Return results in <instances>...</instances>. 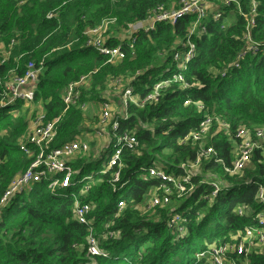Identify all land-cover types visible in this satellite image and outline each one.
<instances>
[{
	"label": "trees",
	"instance_id": "trees-1",
	"mask_svg": "<svg viewBox=\"0 0 264 264\" xmlns=\"http://www.w3.org/2000/svg\"><path fill=\"white\" fill-rule=\"evenodd\" d=\"M179 1L0 0V79L24 76L29 63L43 64L34 104H43L46 122L58 119L55 147L84 132L82 111L72 108L65 112L61 99L67 87L83 77H88L89 87L96 91L105 87L110 76L130 74L133 78L129 86L139 102L156 83L171 79L172 74H182L184 83L190 86L180 89L182 83L175 82L162 91L157 103L143 107L129 104L125 119L116 118L119 127L115 131L109 127L108 134L122 137L129 133L138 142V146L122 149V168L116 183L117 166L102 172L101 166L111 155L102 148V160L94 163L97 156L89 153L73 163L78 171L74 181L92 174L94 184L86 195L79 193L82 184L53 192L47 183H39L13 198L0 223V264H208L198 258L200 253L230 242L231 234L254 223V215L264 211V203L256 198L259 187H264L262 148L255 150L240 179L229 178L215 160L204 164L205 169L220 174L219 180L227 185L216 197H212L209 183L190 175L186 187L193 185L194 190L175 211L155 208L151 209L153 216L140 212L139 206L152 190L168 184L149 176L148 167L157 164L169 174L188 176L181 165L195 163L198 148L184 140L206 115L228 123L233 134L241 126H264V53L239 59L245 46L246 22L236 6L222 7L224 16L216 22L211 18L203 21L207 35L191 37L197 52L185 70L179 69L174 56L176 51L185 50L194 22L191 18L175 25L158 23L155 30L140 31L133 51L112 37L108 45L123 44L126 54L120 65L108 64L107 56L87 46L85 33L106 19L116 18V26L123 30L145 21L156 7H171ZM239 1L242 10L248 12L252 0ZM255 1L253 39L264 43V0ZM2 47L5 56L1 55ZM1 59L5 60L3 64ZM167 68L169 74L160 78L157 72ZM83 95L82 90L79 106L85 105ZM188 99L192 104L185 106ZM195 103H203L207 111L198 112ZM12 108L0 107V133H5L0 138V202L15 177L31 164L17 145L27 135L29 123L24 115L16 117ZM218 136L209 145L230 167L235 148L227 137ZM92 164H96L94 170ZM75 199L80 205L95 206L88 217L89 225L74 219ZM121 201L125 206L118 210ZM176 213L183 223L170 225ZM88 235L96 239L100 250L95 257L88 255ZM234 262L264 264V254L235 257Z\"/></svg>",
	"mask_w": 264,
	"mask_h": 264
},
{
	"label": "built area",
	"instance_id": "built-area-1",
	"mask_svg": "<svg viewBox=\"0 0 264 264\" xmlns=\"http://www.w3.org/2000/svg\"><path fill=\"white\" fill-rule=\"evenodd\" d=\"M217 3H219V5H217ZM232 6L237 7V12L244 17L246 22L243 34L245 46L239 54V59L244 61L248 56H256L259 53H264V43L255 41L252 34L256 25L255 16L258 6L255 0H252L251 8L248 9V12L242 10L239 0H180L178 5L172 9H168L166 6L161 5L153 9L145 21L130 24L127 29H123V36L114 38L118 40L119 43H125V45L133 51L136 35L140 31L148 32L155 30L158 23L175 25L176 22L181 19L191 18L194 22L189 30V40L184 44L185 50L183 52L180 50L176 51L174 56V61L178 63L179 69L185 70L189 62L196 56L197 52L196 45L191 40V37L195 36L201 38L203 35H207V30L203 25V21L207 18H211L213 22L218 21L224 16L221 12V8H230ZM116 24V18L106 19L102 24L85 33L87 46L99 52L101 55L107 56V63L113 66L120 65L126 58V54L123 51V44L111 47L108 45L109 41H106V35H108L110 27L116 26ZM178 45L179 42L174 45V49L177 48ZM4 62L5 60L1 59V63L3 64ZM42 71V63H40L39 66L35 65V63H29L24 76L18 77L12 75L8 78L5 77L0 79V107H13V113L15 114L18 107L24 108L25 106L37 105L34 104V98ZM169 72V68L163 70L160 78L164 74H169ZM216 73L217 71H214V74ZM87 78L88 77H83L78 82L72 83L61 95V99L66 107L65 112L72 108L81 110V107H83L79 106V101L82 95V87L89 82ZM170 78L171 79H162L160 82L156 83L153 86L152 92L140 102L138 97L133 94L134 88L127 86L124 90L126 111L123 115V119H125L127 115L129 104L143 107L145 104L157 103L162 95V91L170 87L172 83L181 82L182 85L180 89H187L190 87L188 84L184 83L182 74H172ZM9 79L10 81L6 82ZM115 80L118 85L123 83L121 77ZM190 104H192V101L189 99L184 102L185 106H189ZM41 106L43 107V104H41ZM194 106L198 112L207 111L203 103H195ZM41 113L44 114L32 120L27 135L18 143L19 149L31 159V164L25 173L15 177L2 198L0 202V223L3 221L5 207L9 202L18 195H23L31 191L36 184L47 183L48 187L53 192H58V190L65 191L70 187L76 188L82 184L79 191L81 195H86L94 184L92 174H88L89 176L86 178L84 177L79 182L73 180L74 175L78 173V171L74 169L73 163L80 155L84 156L91 153V137L81 133L75 140L64 143L60 147H55L53 143L56 136L55 126L58 119L52 122H46L45 111ZM118 119H112V108L109 103H105L101 109L99 136L108 133L110 126L107 125V122L110 120L113 121L111 126L115 131L117 127H119ZM213 128H215L216 135H223L233 143L232 145L235 151L234 159L230 167H227L223 160L220 159L219 152L208 144V136ZM109 136L111 137V141L108 146L103 148L109 152V155L111 153V155L110 157H106V161H104V165L101 167H103L102 172L115 166L118 167V172L115 173L113 179V182L116 183L120 177V170L122 168V149L124 147L133 148L134 146H138V142L135 136L129 133H125L122 137L116 134H109ZM260 141H264V126L257 129L241 126L237 128L233 134L228 123L220 118H213L206 115L198 128L191 132L184 140V143H189L198 148L196 162H188L181 165V168L188 173L187 177H178L169 174L157 164L147 168L149 169V176L163 179L168 182L167 185H162L160 188L152 190L150 194L151 197L148 196V203L146 205L148 210L167 208L172 205L175 198L183 199L186 195H190L194 190V186L190 185L189 188H187L186 183L190 181V175H192L191 169L201 167L210 161L215 160L219 163L224 173L229 178H242L244 171L251 163L255 150L262 149L258 145ZM101 153L102 151L97 154V159L94 163L98 160H102ZM211 186L213 188L212 197H216L223 189L227 188V185L223 183H217ZM256 198L259 202L264 203V187H259ZM143 205L139 206V209ZM124 206V202H119L117 206L118 210H122ZM94 208L95 206H91L89 203L80 205L75 199L74 219L80 224L89 225L91 222L88 217ZM239 214L243 215L244 213L240 210ZM181 222L183 223L182 217L176 213L170 220V225H176ZM183 232L184 230L182 233ZM108 235L112 238L113 234L109 233ZM93 238L94 237L90 235L88 239V243H91L88 249V255L91 257H95L100 253L97 241ZM253 254H264V211L256 213L254 215V223L244 227L238 235L231 234L230 243L213 246L208 252L200 254L198 258L206 260L208 264H237L234 262L235 257H249Z\"/></svg>",
	"mask_w": 264,
	"mask_h": 264
},
{
	"label": "rangeland",
	"instance_id": "rangeland-1",
	"mask_svg": "<svg viewBox=\"0 0 264 264\" xmlns=\"http://www.w3.org/2000/svg\"><path fill=\"white\" fill-rule=\"evenodd\" d=\"M179 3V2H178ZM177 4H174L171 7H166L168 9L175 8ZM219 5V3H217ZM109 37H121L123 36V30L120 29L117 26H111L109 33ZM106 35V41H111V38ZM1 55L5 56L6 51L5 48L2 47L1 49ZM9 56V55H8ZM162 58H159V60ZM161 72H157V75L161 76ZM123 83H120L119 85L117 84V81L115 80L116 77L110 76L106 82V85L102 89H98L96 91H92L91 88L89 87V82L87 85L82 87L83 90V99H84V104L85 106L81 107V111L84 116V122H83V129L84 132L83 134L89 135L91 138V154L96 155L102 151V148L105 146H108L109 142L111 141V137L109 134H104L102 136H99V126L101 122V109L105 103H109V105L112 108V119H116L118 117H121L125 113V99L123 96L124 90L127 86L130 85L132 82V76L130 74L123 75L122 77ZM10 79L6 82H9ZM94 92V93H93ZM92 93V94H91ZM98 95V96H97ZM103 100V101H102ZM105 101V102H104ZM43 107L41 106V103L37 105H31V106H25L24 108H19L15 112L16 117L24 115L26 117V120L29 123V127L32 123V120L36 117H40L43 112ZM211 113H214L211 111ZM113 121L110 120L107 122L108 126H111V123ZM247 127V126H243ZM250 129H257L259 128L256 126H251L247 127ZM29 131V130H28ZM5 133L1 132L0 133V138H4ZM219 139V136L215 134V128H213L208 136V144H210L212 141H215ZM19 143V142H18ZM16 143H14V146ZM18 145V144H17ZM258 145L264 149V141L258 142ZM95 158V157H94ZM96 164H92V169H95ZM192 175L201 177L204 179V182L209 183L210 185L221 183L219 178L221 177L220 174H216L215 172L205 169L204 165L201 167H197L194 169H191ZM89 176L88 174L85 176V178ZM151 194V193H150ZM149 194V196H150ZM159 194V193H158ZM160 195V194H159ZM151 197V196H150ZM175 197V196H174ZM149 198V197H148ZM148 198L147 201L144 203L142 207H140V212L143 214H147L150 216H153L155 212L153 210L148 211L147 208V203H148ZM180 201L182 199H177L175 198L173 200L172 205H170L167 209L169 211H175L176 208H178V205H180ZM89 235L87 237V240L89 239ZM95 241L96 239L93 238ZM91 243H88V248H90ZM213 247V246H212Z\"/></svg>",
	"mask_w": 264,
	"mask_h": 264
},
{
	"label": "bare ground",
	"instance_id": "bare-ground-1",
	"mask_svg": "<svg viewBox=\"0 0 264 264\" xmlns=\"http://www.w3.org/2000/svg\"><path fill=\"white\" fill-rule=\"evenodd\" d=\"M124 95H125V93H123V96H124ZM81 106H85V105H81ZM100 124H101V122H100ZM112 124H113V122L111 123V125H112ZM238 234H239V232L237 233V235H238ZM115 236H116V235H115ZM228 243H230V242H228ZM203 253H204V252H203ZM200 254H202V253H200ZM200 254H199V255H200ZM199 255H198V256H199Z\"/></svg>",
	"mask_w": 264,
	"mask_h": 264
}]
</instances>
